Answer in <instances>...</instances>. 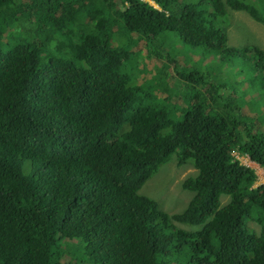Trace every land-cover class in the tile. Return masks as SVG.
<instances>
[{
    "label": "trees",
    "instance_id": "trees-1",
    "mask_svg": "<svg viewBox=\"0 0 264 264\" xmlns=\"http://www.w3.org/2000/svg\"><path fill=\"white\" fill-rule=\"evenodd\" d=\"M150 1L0 0V264H264V184L232 154L264 169V50L223 26L264 24V0ZM140 40L166 53L145 83ZM178 41L233 81L178 63ZM172 155L195 172L168 215L139 191Z\"/></svg>",
    "mask_w": 264,
    "mask_h": 264
},
{
    "label": "rangeland",
    "instance_id": "rangeland-1",
    "mask_svg": "<svg viewBox=\"0 0 264 264\" xmlns=\"http://www.w3.org/2000/svg\"><path fill=\"white\" fill-rule=\"evenodd\" d=\"M142 1H149L150 4L155 5L150 0ZM181 1L188 3L192 0ZM251 1L254 2L256 0ZM58 15L59 14L57 13V16ZM223 26L226 27L228 44L230 46L244 47L246 45H251L258 46V48L264 50V24L254 20L248 13L230 10V12H228L227 14V18L225 19ZM21 31H24V29H21ZM43 41L48 42L47 38H45ZM164 48L165 47L162 46L158 50V52H156V54L152 56V54H149V52H152V50L148 48L146 49L142 40H140L135 46V49L141 51V53L138 54L137 62H134L132 60L130 68L133 67L134 71L140 73V69L143 66V72H141L136 79L138 83H145L152 79L158 73L159 69L162 67L163 64L162 59L164 60V56L166 54ZM166 48L169 51H179L175 57L178 63L183 64L188 58H190V60L188 61V65L194 66L195 69H199L201 67L202 70L200 71L208 70V72L210 73L211 81L213 83H216L217 85L220 82H224V79L225 81L229 79V84L233 81L232 78L234 77V75L230 73L231 68L227 66H215V61L211 56H200V54L198 55V53L190 52L188 58L183 59L184 53H181V51H183L184 48L181 42L179 41L172 45L173 50L169 46H167ZM173 54L175 53L173 52ZM129 71L130 70L125 71V74L127 76L129 74ZM175 77L176 71H173V69L170 67V69L168 70V76L166 77V82L170 88L177 92L180 87L176 89L174 88V84L175 82H177ZM147 87H150V85H146V88ZM237 89L236 86L234 89L228 86V88L221 89V91L226 94H229L234 90L235 95H237L240 90V87L237 86ZM157 93L158 91L153 92L154 95H156ZM158 95V97L164 96V94L161 93H159ZM172 101L176 103L178 102V98L173 99ZM249 109L251 110V112L249 111ZM249 109L248 107H246V111H249L250 116L253 117L258 114L254 110V107H251ZM232 154L238 161H240L243 166L245 165L254 171L256 175V181L253 187H257L259 185L264 184V169L260 165L251 162L247 155H239L236 152H233ZM194 172L195 169L193 168L190 161H188L184 165L179 166L176 164L175 155H172L165 164L159 167L156 173H153L149 176V178L146 180V182L140 189L139 193L152 199L157 204L158 210L165 212L168 215L181 213L186 208L188 202L193 196V193L186 190H182L180 183L186 176L191 175ZM176 226L178 227V229L183 230H194L195 228L193 226L183 225L179 223H176ZM250 226H252L256 231H258V227L254 223H250Z\"/></svg>",
    "mask_w": 264,
    "mask_h": 264
},
{
    "label": "bare ground",
    "instance_id": "bare-ground-1",
    "mask_svg": "<svg viewBox=\"0 0 264 264\" xmlns=\"http://www.w3.org/2000/svg\"><path fill=\"white\" fill-rule=\"evenodd\" d=\"M149 2V1H148ZM152 5V4H151Z\"/></svg>",
    "mask_w": 264,
    "mask_h": 264
}]
</instances>
